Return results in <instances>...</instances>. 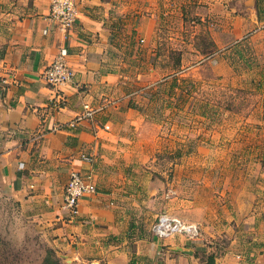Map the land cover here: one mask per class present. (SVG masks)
<instances>
[{"label": "rangeland", "instance_id": "rangeland-1", "mask_svg": "<svg viewBox=\"0 0 264 264\" xmlns=\"http://www.w3.org/2000/svg\"><path fill=\"white\" fill-rule=\"evenodd\" d=\"M242 3L102 0L94 7L108 31L106 63L123 75L114 87L95 83L85 106L132 105L142 121L116 114L118 140L106 146L103 167L129 187L126 202L142 232L151 225L155 234L153 223L169 213L196 223V239L211 253L209 246L231 235L242 240L264 219V17L249 30L251 17L234 9ZM149 66L155 76L144 83L139 74ZM57 251L37 220L0 206V264H62Z\"/></svg>", "mask_w": 264, "mask_h": 264}, {"label": "crops", "instance_id": "crops-1", "mask_svg": "<svg viewBox=\"0 0 264 264\" xmlns=\"http://www.w3.org/2000/svg\"><path fill=\"white\" fill-rule=\"evenodd\" d=\"M51 1L0 0V206L37 220L62 264H204L211 252L199 240L158 238L151 225L142 232L126 202L129 187L103 167L106 146L118 140L116 114L123 111L136 126L142 121L132 106H92L89 112L85 106L95 83L114 87L123 75L106 63L108 31L94 8L102 0H74L78 17L67 31L50 17ZM243 1L247 14L241 5L234 9L238 17H251L247 28L253 31L255 17H264L262 4ZM63 46L75 76L61 86V99L44 70ZM154 73L149 66L139 79ZM73 168L89 174L97 188L80 198L76 216L63 207ZM254 225L242 240L231 235L223 246H209L215 264H264V219Z\"/></svg>", "mask_w": 264, "mask_h": 264}, {"label": "built area", "instance_id": "built-area-1", "mask_svg": "<svg viewBox=\"0 0 264 264\" xmlns=\"http://www.w3.org/2000/svg\"><path fill=\"white\" fill-rule=\"evenodd\" d=\"M50 17L58 20V25L67 31L72 28L77 17V8L74 0H52ZM48 29H45L47 32ZM69 51L66 46L59 49L58 53L51 63L44 70V77L47 82L57 88V94L62 99L61 86L73 80L75 69L67 60ZM90 109H88V112ZM86 160H92V157L83 154ZM96 184L89 174L82 173L81 170L73 168L70 172V178L64 189L63 207L68 212L76 216L79 213L80 198L86 194L95 193ZM155 237L166 238L173 235H182L187 239L194 240L199 235V226L196 223L188 222L178 216L162 213L152 225Z\"/></svg>", "mask_w": 264, "mask_h": 264}, {"label": "trees", "instance_id": "trees-1", "mask_svg": "<svg viewBox=\"0 0 264 264\" xmlns=\"http://www.w3.org/2000/svg\"><path fill=\"white\" fill-rule=\"evenodd\" d=\"M178 63H181V60H179ZM177 78H178L177 75H174V79L177 80ZM204 264H215V254L214 253L209 254L208 257H207V260H206V262Z\"/></svg>", "mask_w": 264, "mask_h": 264}]
</instances>
